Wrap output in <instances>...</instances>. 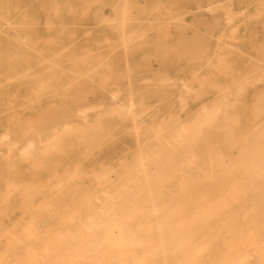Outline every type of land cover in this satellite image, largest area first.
<instances>
[{
  "label": "rangeland",
  "instance_id": "374dc122",
  "mask_svg": "<svg viewBox=\"0 0 264 264\" xmlns=\"http://www.w3.org/2000/svg\"><path fill=\"white\" fill-rule=\"evenodd\" d=\"M174 5L186 12L167 7ZM170 67L177 76L165 72ZM185 123L199 131L187 133ZM0 135V264L16 256L13 264L40 263L42 249L73 242L70 232L80 240L103 232L84 224L103 215L106 195L122 206L111 205L112 217L102 207L115 219L133 206L130 190L157 187L180 201L189 199L179 190L187 185L263 184L249 177H264V0H0ZM11 223L14 238L5 231Z\"/></svg>",
  "mask_w": 264,
  "mask_h": 264
},
{
  "label": "bare ground",
  "instance_id": "6f19581e",
  "mask_svg": "<svg viewBox=\"0 0 264 264\" xmlns=\"http://www.w3.org/2000/svg\"><path fill=\"white\" fill-rule=\"evenodd\" d=\"M238 14H239V12H238ZM256 15H258V13ZM222 63L224 64V60H222ZM214 64L216 65L217 63H214ZM225 65L228 66L229 64L225 63ZM225 68L228 69V67H225ZM222 70H223V68H222ZM202 77H203V75H202ZM243 77H244L243 79L246 78L245 76H243ZM149 80L151 81V79H149ZM247 80H249V79H247ZM236 83H239V81L237 80ZM242 84H243V81H242ZM245 84H246V82H245ZM238 85L236 86V88L238 87ZM250 85H251V83H250ZM246 86H247V84H246ZM185 88L186 87H184V89ZM223 88H224V86H223ZM224 89H221V90H224ZM186 90H188V89L186 88ZM237 90H238V88H237ZM184 93H186V92H184ZM232 93H233V91H232ZM229 94L227 96H229ZM233 95H235V94H233ZM221 97H222V95H221ZM224 97L225 96L223 95V99L226 100V97L225 98ZM20 98H21V96H20ZM22 99H23V96H22ZM24 100H26L25 97H24ZM26 101H28L29 103L30 102L32 103L34 100L29 101V99H28ZM220 101H222V100H220ZM179 102H181V101H179ZM232 102H234V101H232ZM225 103H224V107H223L224 109L227 106L231 107L230 102H229L230 104L229 103L227 104V102H225ZM218 105L220 106V104H218ZM219 106H217V107H219ZM20 107L21 106H19V108ZM128 107L130 108V106H128ZM214 108L216 109V107L213 106V109ZM83 109H85V108H83ZM88 109H89V107H88ZM204 109L208 110V108H204ZM210 109H212V107H210ZM213 109H212V111L208 110L209 111L208 114L213 115L211 117L212 119L214 118V113L217 110L216 109L213 112ZM22 111H23V109H22ZM83 111L84 110H82V112ZM109 112H111V111H109ZM210 112H213V113L211 114ZM78 113H81V111ZM127 113H128V111H127ZM44 114H46V112ZM44 114H42L41 117H43V116L45 117ZM204 114L207 115V113H205V112H204ZM133 115H134V117H136L138 115V113H137V115H135V114H133ZM210 115L209 116L200 115V116H203L202 117V121H203L204 119H207L208 117L210 119ZM130 116H131V114H130ZM7 117H9V116H7ZM27 117H28V115L25 116V118H27ZM34 117L38 118V115L36 114V116H34ZM194 117L197 118V116H194ZM11 118L17 120L16 118H13V117H11ZM200 118H199L200 123L205 122V121L202 122ZM225 118L227 119V117H225ZM228 118H229V116H228ZM231 118H230V120H231ZM82 119L85 121V117ZM28 120H30V119H28ZM28 120L26 122L28 126L26 125L25 121H23L21 123V126L23 125V128L25 125L27 126L28 129H29V126H32V125H29L30 123L28 122ZM39 120H38V122L40 123ZM194 120H195V118H194ZM196 121H197L196 123L198 125L199 121L197 119H196ZM15 122H14L15 124L20 123L19 119ZM38 122H36V124H39ZM191 122H194V121H191ZM207 122H210V121L207 120ZM196 123H194V125L197 128H200L202 124L198 125V126H200V127H198L196 125ZM203 124H205V123H203ZM258 124H259V122H258ZM189 125H190V122H189ZM206 125H208V124L206 123ZM195 126H194V128H195ZM132 127H134V126L132 125ZM67 128H69V127L67 126ZM136 128L137 127H134L133 129L135 130ZM181 128H182V125H181ZM184 128L190 129L191 127H188V126L186 127V123H185ZM184 128H182V129L184 130ZM194 128L192 127L191 129L199 131L198 129H196V128L194 129ZM31 129H32V127H31ZM73 129H75V128H73ZM73 129H71L70 131L72 132ZM189 129H187V130H189ZM191 129L189 131H187V133H189L191 131ZM253 129L254 128H252V130ZM24 130H26V129L25 128L22 129L23 133L25 132ZM130 130H131V128H130ZM61 131H64V130L61 129ZM178 131H180V130L178 129ZM178 131L175 132V135L177 133H179ZM58 132H60V130ZM67 132H65V133H67ZM193 132H195V131H193ZM187 133H186V137H189L192 134L191 133L189 135ZM192 135H194V137H196L195 133ZM0 137H1V135H0ZM170 137H171V135H170ZM174 137H172V138H174ZM182 137L183 136H181V137L176 136V140H177L178 144H179V140L182 142V141H184L183 139L186 138L184 136L182 139ZM191 138H193V136H191ZM52 139H53V137H52ZM172 140H174V139H172ZM191 140H194V139H191ZM45 141L47 142V140H45ZM185 142H182V144ZM26 143L28 144V145L26 144V146L28 148L29 146H31L30 143H32V142L30 140H27ZM52 143H57V140H56V142L52 141ZM187 143L188 142H186V144ZM42 144H44V143H42ZM42 144H41V146H43ZM45 144L47 145L48 143H45ZM173 144H174V142H173ZM188 144H190V139H189ZM6 145H7V143H6ZM9 145L11 146V144H9ZM53 145H55V144H53ZM174 145H173V147H174ZM160 146H161V144H160ZM178 146L177 147L175 146V147L178 149ZM253 146H254V144H253ZM44 147H46V146L44 145L43 150L41 151V149H42V147H41V149H39L37 152H40V151L44 152V149H45ZM49 147H51V146H49ZM162 147H163V145H162ZM168 147H169V145H168ZM249 147H250V145H249ZM254 147H253V150L255 151V153L258 154L257 149H255ZM261 148H262V146H261ZM21 149H24V148L22 147ZM137 149H140V148H137ZM170 149H171V147H170ZM174 151H176V150H174ZM18 152H21V151H18ZM25 152L27 153L28 151L25 150ZM157 152L158 151L156 150L155 154ZM253 152H252V154H253ZM21 153H23V152H21ZM24 153H23V155L26 154V153L25 154ZM167 153H170V152H167ZM214 153L215 152H213V154ZM187 154L191 155L192 153L191 154L187 153ZM263 154H264V151H263ZM218 155L216 156V154H215L213 156L218 157ZM150 156L151 155H149V157ZM152 156H153V154H152ZM168 156H165V158ZM189 157H191V159H193L192 156H189ZM207 157L209 158V155ZM262 158L263 157H261V159ZM156 159H157V157H156ZM214 159H216V158H214ZM258 159H260V158H258ZM150 160L152 161V158ZM141 161L142 160H139L140 165L142 163ZM215 161L216 160L212 161L213 164H215V163L218 164V162L217 161L215 162ZM152 162H156V160H153ZM161 163H162V161H161ZM188 163H190V162L188 161ZM192 163H193V161H192ZM238 165H239V163H238ZM263 167H264V162H263ZM263 167L259 171L263 172L264 171ZM138 168L136 167V169H138ZM215 168H216V166H215ZM242 169H244V168H242ZM257 169H258V167H257ZM139 170H140V168H139ZM73 171H74V169H73ZM172 171L175 172L174 170H172ZM134 172H136V170H134ZM142 172H143V170L141 168V173ZM147 172H148V170H147ZM138 173H140V171ZM146 173H145V176H146ZM157 173L159 174V172H157ZM229 173H227V174H229ZM143 174H144V172H143ZM207 174L209 176L211 173L209 172ZM75 176H77V175L75 174ZM145 176L143 175L141 177L143 178ZM208 176H207V178H209ZM225 176L226 175L224 174V176L222 175L223 178H220L222 182H223ZM226 177H228V175ZM145 179H147V177H145ZM167 179H168V177H167ZM227 179L228 178H226V180ZM249 179H253V180H257V181H261V182L264 181V177L262 175H258L255 177H249ZM208 180H210V179H208ZM144 181L142 184H144ZM189 182H191V181H189ZM211 182H213V181H211ZM241 182L242 181H240V183ZM213 183L209 184V185H201V186L187 185V186L182 187V188L180 187L179 190H182L183 195L189 196V199L180 200V201L173 200L172 196L174 193L173 194L172 193L166 194L164 191H162L160 188H157V187L155 188V190H153L154 188L151 186L153 188L152 190L149 189L150 187L148 188L149 190H147V187H146L145 190L143 189L144 191L140 188L144 192L143 195L140 193L142 198L136 199L134 202V197H136L137 195H135L134 191L132 192L130 190L131 193L126 195V197H128V196L133 197V199H132L133 202H131L130 200H129L130 202L129 201L127 202V199H129V198L131 199V197H128V198L125 197V201L128 204L133 203V206L128 208V210L126 212L128 213V211H129V213L128 214L125 213L124 215L119 213V207H120L119 205L120 204L117 205V203H116L118 200L114 201V199H118V198H114L113 197L114 194L113 195L111 194L110 196L113 197V202H114L113 204L115 205V203H116L115 207L119 206L117 209H114L117 212L116 211H114V212L121 215V217H118L115 214L116 215L115 219H112V218L109 219V217L113 216V210L110 209V207L112 205L110 203L112 200H110V199L107 200L106 198H108V197L106 195L105 201L103 200L104 202L102 203V205L103 206L105 205V207L107 209L106 211H108V209H110V211H108V212L112 211L111 212L112 215H109V217H107V218L104 217L105 213H107V212H105V209L102 208L103 206L100 205L101 207H98V210L100 209L101 214H103L104 216L103 215L102 216L97 215L96 217L94 216L95 219L92 220L91 219L92 216L90 215V217L88 216V220L91 219L92 221L89 223L87 218H85L87 224L86 223L84 224L85 225L84 230L86 232L88 231L87 229H90V227H91L90 224L91 225L93 224L92 225L93 228H102L101 231H103V232H96V233L92 232L93 233L92 234L90 231L87 233L84 231L86 233V234H84V236L88 235V233H89L88 236L91 237V238L89 237V239H87L88 236H86L87 237V238L85 237L86 240H83V238L80 240V238H81L80 236L82 235L81 232H80L81 234H79L80 235L79 239L75 238L78 236V235H75L76 232L74 234L75 236H73L72 235L73 233L70 232L71 233L70 239H71V241H73L71 243L67 241L68 245L70 244V246H68L67 244L64 245V244L60 243L61 241H63V239L61 240V238H63L62 233H61V235H62L61 238H59L61 240L60 242L58 239L57 240L55 239V238H57L58 235L60 237V234L58 232L57 236L54 238L55 239L54 243H56V245H58V242H59L61 246L64 245L65 248L70 247L71 249L69 251H66L67 249H64L65 251L61 250L63 248V246H62V248H61V246H60V248L58 246L57 247L58 250H53L52 247H51L52 249L49 248L50 250L46 249L47 251H44L45 249L44 250L42 249V251H40L41 254L36 256V262L38 259L40 261V263L37 262L38 264H264V183L263 184H243V183L242 184H237V183L231 184L232 183L231 182L229 185H222L223 183L221 184L220 181H219V184H221V185H215V184L213 185ZM137 184H136V187H138ZM122 185L119 187H122ZM145 185H146V182H145ZM147 185H148V183H147ZM130 186H133V188L130 187L133 190L135 187V184H132V185L130 184ZM139 186H140V184H139ZM42 187H43V185H42ZM143 187H144V185H143ZM140 189L135 190L136 194H139L138 192H141ZM114 190H116V189H114ZM123 190L121 193H123ZM47 192H49V191H47ZM115 193L118 197H120V192L118 194V192L115 191ZM140 194L138 196H140ZM181 195L179 197H181ZM42 196H44V195H42ZM138 196H137V198H139ZM123 198H120V199L124 200ZM45 199H48V197ZM119 201L121 202V205H123L124 204L123 202H125V201L122 202L121 200H119ZM114 205H112L113 208H114ZM124 208L120 210L122 213H124L123 212ZM26 210H28V209H26ZM154 213H156V214H154ZM157 213L159 214V216H158V220L155 221L156 218L154 219V216L157 217ZM20 215H22V212L20 213ZM48 216L49 215L47 214V217ZM42 217H45L44 214ZM49 217H51V219H52L53 215L50 214ZM18 219H19V216L15 220L18 221ZM76 219H78V217ZM85 219H84V221H85ZM41 220L43 221L42 218H41ZM47 220H50V219L48 218ZM26 221L28 222V220H26ZM39 221L40 220H38V224H40V222H41V221L40 222ZM45 221H46V219H45ZM84 221H82V222H84ZM93 221H95V222L97 221L98 223L96 222L94 224ZM13 222H14V220H13ZM27 222L25 224H27ZM12 223L10 224L11 227L9 226L10 228L9 227L6 228L5 231H7V229H10L6 232V234L8 233L9 235L12 236V238H14L13 237L14 234L13 235L11 234V232H12L11 228L13 226ZM88 223H89V226H88ZM44 224H46V222ZM81 224H83V223H81ZM22 226L24 227V225H22ZM41 226H42V224L40 225V227ZM80 226H82L80 228H84L83 225H80ZM35 227L36 226H34L32 229H36ZM75 228H78V227H75ZM103 229H105V230L107 229L109 231H104ZM5 231H3V232H5ZM19 231H21V230H19ZM78 231H80V229ZM35 232L33 234H35ZM66 232H67V234L65 232L64 233L66 235H68V237H69L70 235L68 234V230ZM17 234H18V232H17ZM17 234L15 233V235H17ZM24 235H27V234H24ZM11 236H9V238ZM16 238L17 237L15 236V240L17 241V239H19V238H17V239ZM8 239H6V240H8ZM44 239L46 241L47 237L46 238L44 237ZM74 240H75V242H74ZM78 240H80V241H78ZM41 242H38V244H39V246L43 247L44 243L42 242L43 243V245H42ZM50 242L47 245V248L51 244ZM67 242H65V243H67ZM10 243H9V245H10ZM79 243L82 245V247L80 245H77ZM38 244H36V245H38ZM73 244H75V246H73ZM7 245L8 244H6V246H5V251H6ZM76 245H77V247H76ZM83 245L85 247H83ZM87 245L88 246L90 245V247H88ZM24 246H26V248H27V245H24ZM29 247L30 246H28V248ZM3 248H1V249H3ZM26 248H25V250H28ZM43 248H45V247H43ZM30 249L32 250V248H30ZM25 250H24V252H25ZM1 251H4V250H1ZM32 252H33V250H32ZM15 259H17V256H16V258H14V260ZM43 260L45 262L41 263V261H43ZM13 261L11 262L12 264H13ZM34 261H35V258H34ZM15 262H16V264H18L17 261H15ZM27 262L30 263L29 260ZM21 264H23V263L21 262ZM24 264H25V262H24Z\"/></svg>",
  "mask_w": 264,
  "mask_h": 264
},
{
  "label": "crops",
  "instance_id": "0c3cea01",
  "mask_svg": "<svg viewBox=\"0 0 264 264\" xmlns=\"http://www.w3.org/2000/svg\"><path fill=\"white\" fill-rule=\"evenodd\" d=\"M166 7V6H165ZM168 8H171V9H175V10H173V12H175V13H179V12H181V13H183V12H186V8L183 6V5H174V6H167ZM166 7V8H167ZM189 7V6H188ZM207 7V6H206ZM156 37V36H155ZM152 41H155V39L154 40H152ZM161 44H165V42L164 41H162L161 42ZM165 70V72L168 74V75H170V76H177V71H176V68L174 67H170V69L168 70V69H164Z\"/></svg>",
  "mask_w": 264,
  "mask_h": 264
}]
</instances>
